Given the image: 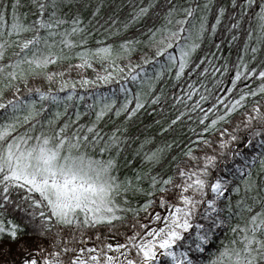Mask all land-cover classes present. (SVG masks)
Segmentation results:
<instances>
[{"label": "snow or ice", "instance_id": "snow-or-ice-1", "mask_svg": "<svg viewBox=\"0 0 264 264\" xmlns=\"http://www.w3.org/2000/svg\"><path fill=\"white\" fill-rule=\"evenodd\" d=\"M161 257L264 264V0H0V264Z\"/></svg>", "mask_w": 264, "mask_h": 264}, {"label": "trees", "instance_id": "trees-1", "mask_svg": "<svg viewBox=\"0 0 264 264\" xmlns=\"http://www.w3.org/2000/svg\"><path fill=\"white\" fill-rule=\"evenodd\" d=\"M133 32H134V30H132ZM132 34V32H130L129 33V35H131ZM224 54L227 56L228 55V49H227V47L225 48V51H224ZM235 55H236V53H235V50H233L232 51V58L233 59H235ZM150 121H145V123H149ZM144 222H147V221H144ZM161 264H168V262H167V260L165 259V258H161Z\"/></svg>", "mask_w": 264, "mask_h": 264}, {"label": "rangeland", "instance_id": "rangeland-1", "mask_svg": "<svg viewBox=\"0 0 264 264\" xmlns=\"http://www.w3.org/2000/svg\"><path fill=\"white\" fill-rule=\"evenodd\" d=\"M157 210H159V209H157ZM162 258V257H161Z\"/></svg>", "mask_w": 264, "mask_h": 264}]
</instances>
